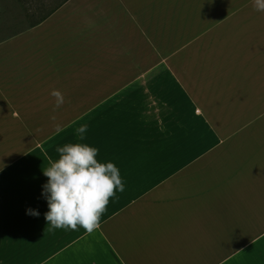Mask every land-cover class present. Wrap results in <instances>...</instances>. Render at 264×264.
Listing matches in <instances>:
<instances>
[{"label":"crops","instance_id":"1","mask_svg":"<svg viewBox=\"0 0 264 264\" xmlns=\"http://www.w3.org/2000/svg\"><path fill=\"white\" fill-rule=\"evenodd\" d=\"M70 143L124 184L91 234L45 220L43 171ZM263 151L252 0H66L0 41V264H264V242L217 259L264 239Z\"/></svg>","mask_w":264,"mask_h":264},{"label":"clouds","instance_id":"2","mask_svg":"<svg viewBox=\"0 0 264 264\" xmlns=\"http://www.w3.org/2000/svg\"><path fill=\"white\" fill-rule=\"evenodd\" d=\"M254 11L264 12V0H252ZM56 108L63 105V95L53 90ZM55 110V109H54ZM55 120V116L51 117ZM60 131V125H57ZM87 125L76 129L79 140H84ZM59 158L50 162L43 171L48 178L43 185L42 195L47 200L48 211L45 220L53 229L77 230L83 228L93 233L100 224L116 191H124L119 169L114 163H102L97 160L98 149L84 143H70L58 147ZM30 216H39V212L28 209Z\"/></svg>","mask_w":264,"mask_h":264},{"label":"rangeland","instance_id":"3","mask_svg":"<svg viewBox=\"0 0 264 264\" xmlns=\"http://www.w3.org/2000/svg\"><path fill=\"white\" fill-rule=\"evenodd\" d=\"M61 0H0V41L23 30L29 26V24L43 14H45L49 9H51L54 5L59 3ZM217 106L220 103H216ZM213 121L214 119L211 118ZM218 124V123H217ZM220 126V125H218ZM254 127V126H252ZM246 131V130H245ZM245 131L242 130L240 135H244ZM248 131V129H247ZM264 151L262 152V154ZM259 159V158H258ZM263 170V166H257L258 174H260ZM230 189L233 190V198L229 197L232 196L231 192L226 191V203L227 207L229 206V199L230 203L239 209L240 206L237 205V201L241 200V197L245 196L246 192V181L238 182L231 181L229 183ZM252 188L250 187V190ZM264 220V215H263ZM253 231H248V237L252 238L251 246L246 247V249L242 246L233 247L232 249L226 248V250L221 251L217 254V259H223L225 257L229 258L227 260H234L238 259L243 256V254L247 253L248 251L261 246L264 242V239H260L257 237L256 233L253 237H251V233ZM259 232V231H258ZM19 250V247H17ZM236 261H228L225 263L220 264H235ZM15 264V263H14ZM19 264V262H18Z\"/></svg>","mask_w":264,"mask_h":264},{"label":"trees","instance_id":"4","mask_svg":"<svg viewBox=\"0 0 264 264\" xmlns=\"http://www.w3.org/2000/svg\"><path fill=\"white\" fill-rule=\"evenodd\" d=\"M66 0H61L59 3L54 5L51 9H49L45 14H43L41 17H39L37 20L31 22L27 28L33 27L36 24L43 21L47 16H49L52 12H54L58 7H60ZM16 34V33H15ZM14 35V34H13Z\"/></svg>","mask_w":264,"mask_h":264}]
</instances>
